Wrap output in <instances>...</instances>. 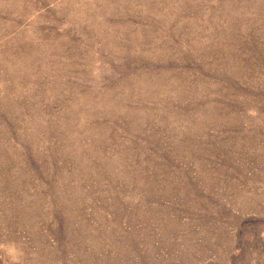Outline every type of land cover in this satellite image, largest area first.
I'll return each mask as SVG.
<instances>
[{"label":"rangeland","instance_id":"1","mask_svg":"<svg viewBox=\"0 0 264 264\" xmlns=\"http://www.w3.org/2000/svg\"><path fill=\"white\" fill-rule=\"evenodd\" d=\"M0 264H264V0H0Z\"/></svg>","mask_w":264,"mask_h":264}]
</instances>
